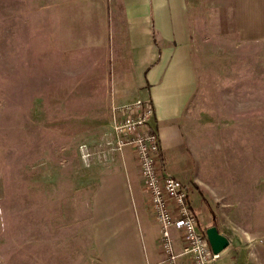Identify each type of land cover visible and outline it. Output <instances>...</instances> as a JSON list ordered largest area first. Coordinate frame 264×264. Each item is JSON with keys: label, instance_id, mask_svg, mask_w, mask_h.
Returning a JSON list of instances; mask_svg holds the SVG:
<instances>
[{"label": "rangeland", "instance_id": "374dc122", "mask_svg": "<svg viewBox=\"0 0 264 264\" xmlns=\"http://www.w3.org/2000/svg\"><path fill=\"white\" fill-rule=\"evenodd\" d=\"M193 8L198 87L163 164L234 264H264V42ZM85 20L63 0H0V264H149L140 225L160 254L139 167L116 148L130 103L115 101L106 52L78 39ZM131 231L139 256L123 248Z\"/></svg>", "mask_w": 264, "mask_h": 264}, {"label": "crops", "instance_id": "0c3cea01", "mask_svg": "<svg viewBox=\"0 0 264 264\" xmlns=\"http://www.w3.org/2000/svg\"><path fill=\"white\" fill-rule=\"evenodd\" d=\"M63 1L69 7L84 8L86 24L91 27H87L78 39L91 40L93 48L102 51L103 55L106 52V69L109 67L114 73L115 101L123 104L148 99L152 102L154 118L151 124L160 137L162 160L163 155L166 157L184 145L182 119L198 87L192 59L193 3L209 16H219L220 30L232 34L229 39L264 42V0ZM258 96L256 94L253 100L257 101L254 104L260 105ZM261 133L256 130L253 136ZM127 150L138 165L133 150ZM154 223L160 236V229ZM125 229L129 231L127 225ZM140 231L145 251L141 257H146L149 264H166L162 250L158 256L152 246V229L140 225ZM174 236L175 249L180 252L183 246L180 234L174 231ZM127 241L123 248L129 255L139 256L135 245L139 243L140 246V242L132 231ZM230 253L231 245L221 252L216 264H234Z\"/></svg>", "mask_w": 264, "mask_h": 264}, {"label": "built area", "instance_id": "2783aa9c", "mask_svg": "<svg viewBox=\"0 0 264 264\" xmlns=\"http://www.w3.org/2000/svg\"><path fill=\"white\" fill-rule=\"evenodd\" d=\"M114 123L116 148L130 147L138 162L149 198V208L160 229V246L166 264H216L206 230L194 212L186 185L166 171L158 131L152 126L154 107L148 99H137L118 109ZM174 231L180 234L182 249H175Z\"/></svg>", "mask_w": 264, "mask_h": 264}, {"label": "water", "instance_id": "95a60500", "mask_svg": "<svg viewBox=\"0 0 264 264\" xmlns=\"http://www.w3.org/2000/svg\"><path fill=\"white\" fill-rule=\"evenodd\" d=\"M209 244L215 254H221L230 245L229 239L217 227L213 226L206 230Z\"/></svg>", "mask_w": 264, "mask_h": 264}, {"label": "trees", "instance_id": "16d2710c", "mask_svg": "<svg viewBox=\"0 0 264 264\" xmlns=\"http://www.w3.org/2000/svg\"><path fill=\"white\" fill-rule=\"evenodd\" d=\"M194 210V209H193ZM195 212V211H194ZM206 230V229H205Z\"/></svg>", "mask_w": 264, "mask_h": 264}]
</instances>
